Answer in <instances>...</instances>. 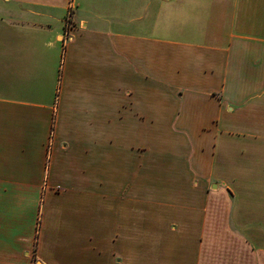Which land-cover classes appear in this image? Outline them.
<instances>
[{
	"label": "crops",
	"instance_id": "crops-1",
	"mask_svg": "<svg viewBox=\"0 0 264 264\" xmlns=\"http://www.w3.org/2000/svg\"><path fill=\"white\" fill-rule=\"evenodd\" d=\"M34 263L264 264V0H0V264Z\"/></svg>",
	"mask_w": 264,
	"mask_h": 264
},
{
	"label": "built area",
	"instance_id": "built-area-1",
	"mask_svg": "<svg viewBox=\"0 0 264 264\" xmlns=\"http://www.w3.org/2000/svg\"><path fill=\"white\" fill-rule=\"evenodd\" d=\"M71 16H72V11H69L68 17L66 19V31L69 32L70 26H71Z\"/></svg>",
	"mask_w": 264,
	"mask_h": 264
},
{
	"label": "rangeland",
	"instance_id": "rangeland-1",
	"mask_svg": "<svg viewBox=\"0 0 264 264\" xmlns=\"http://www.w3.org/2000/svg\"><path fill=\"white\" fill-rule=\"evenodd\" d=\"M35 264V263H34Z\"/></svg>",
	"mask_w": 264,
	"mask_h": 264
}]
</instances>
